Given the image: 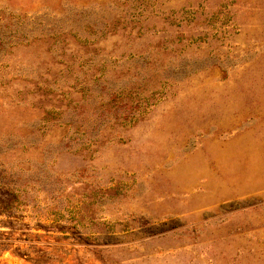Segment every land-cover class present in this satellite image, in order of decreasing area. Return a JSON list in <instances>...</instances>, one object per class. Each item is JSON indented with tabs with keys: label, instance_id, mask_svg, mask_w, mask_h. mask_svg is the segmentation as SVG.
Masks as SVG:
<instances>
[{
	"label": "rangeland",
	"instance_id": "obj_1",
	"mask_svg": "<svg viewBox=\"0 0 264 264\" xmlns=\"http://www.w3.org/2000/svg\"><path fill=\"white\" fill-rule=\"evenodd\" d=\"M0 264H264V0H0Z\"/></svg>",
	"mask_w": 264,
	"mask_h": 264
}]
</instances>
